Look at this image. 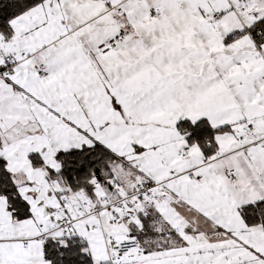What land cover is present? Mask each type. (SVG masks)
I'll use <instances>...</instances> for the list:
<instances>
[{
  "label": "snow or ice",
  "instance_id": "1",
  "mask_svg": "<svg viewBox=\"0 0 264 264\" xmlns=\"http://www.w3.org/2000/svg\"><path fill=\"white\" fill-rule=\"evenodd\" d=\"M0 264H264V0H0Z\"/></svg>",
  "mask_w": 264,
  "mask_h": 264
}]
</instances>
